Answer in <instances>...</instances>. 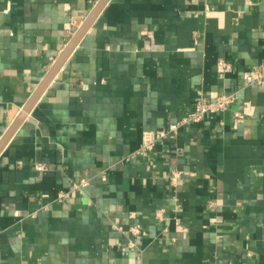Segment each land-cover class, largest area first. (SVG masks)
<instances>
[{
	"label": "crops",
	"instance_id": "crops-1",
	"mask_svg": "<svg viewBox=\"0 0 264 264\" xmlns=\"http://www.w3.org/2000/svg\"><path fill=\"white\" fill-rule=\"evenodd\" d=\"M98 1L0 0V138ZM261 74L264 0H109L0 153V264H264Z\"/></svg>",
	"mask_w": 264,
	"mask_h": 264
},
{
	"label": "water",
	"instance_id": "water-1",
	"mask_svg": "<svg viewBox=\"0 0 264 264\" xmlns=\"http://www.w3.org/2000/svg\"><path fill=\"white\" fill-rule=\"evenodd\" d=\"M109 0H99L97 4L94 6L92 11L89 13V15L84 19L82 24L79 26L77 31L75 32L74 36L70 40V42L67 44V46L64 48L62 53L58 56L44 79L41 81L39 86L36 88V90L32 93L28 101L25 103L21 111L18 113V115L14 118L11 125L8 127L6 132L3 134V136L0 138V153L2 152L3 148L6 146V144L9 142L11 137L14 135L18 127L22 124L24 119L27 117L28 113L32 110V108L35 106V104L38 102V100L41 98L43 93L46 91L48 86L51 84L52 80L55 78V76L58 74L59 70L62 68L66 60L69 58L75 47L79 44V42L82 40V38L85 36V34L88 32V30L91 28V26L94 24L106 4Z\"/></svg>",
	"mask_w": 264,
	"mask_h": 264
},
{
	"label": "built area",
	"instance_id": "built-area-1",
	"mask_svg": "<svg viewBox=\"0 0 264 264\" xmlns=\"http://www.w3.org/2000/svg\"><path fill=\"white\" fill-rule=\"evenodd\" d=\"M227 68L229 67L228 63L222 62ZM248 84L259 83L264 84V74L259 75L258 77L248 76L247 77ZM238 99V92H231V93H223L217 95L215 98L206 101L202 98L198 99L194 105V107L180 120L175 123L169 125V130L176 131L181 125L187 123H199L204 121V119L211 113H216L221 110H224L234 104ZM154 146L153 142L143 146L138 153L142 155H146L147 151L152 149ZM37 168L39 170H44L46 166L44 164H38ZM178 171H174L172 174V181L175 183L179 176ZM88 181L83 179L80 182V185H86ZM77 186V185H76ZM79 186V185H78ZM131 230L134 233L140 232V225H134L131 227Z\"/></svg>",
	"mask_w": 264,
	"mask_h": 264
}]
</instances>
